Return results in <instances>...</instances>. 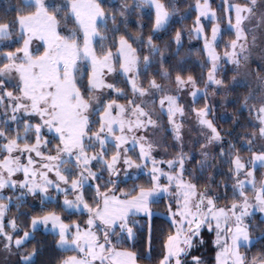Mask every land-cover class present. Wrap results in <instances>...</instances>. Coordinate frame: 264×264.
Returning <instances> with one entry per match:
<instances>
[{"label":"snow or ice","instance_id":"obj_1","mask_svg":"<svg viewBox=\"0 0 264 264\" xmlns=\"http://www.w3.org/2000/svg\"><path fill=\"white\" fill-rule=\"evenodd\" d=\"M260 170L264 0L0 7V264H52L49 249L55 264H206V233L214 264H264Z\"/></svg>","mask_w":264,"mask_h":264},{"label":"trees","instance_id":"obj_2","mask_svg":"<svg viewBox=\"0 0 264 264\" xmlns=\"http://www.w3.org/2000/svg\"><path fill=\"white\" fill-rule=\"evenodd\" d=\"M233 2H243V0H233ZM7 3V0H0V7H3L5 4ZM185 3H187V0H185ZM220 3V0H213V7H215L216 5H218ZM186 23L190 24L191 20L186 21ZM228 36L226 35L224 37V40L227 38ZM194 42V41H193ZM223 44V42H221L220 44V48L219 50L222 48L221 45ZM188 40L187 37L185 38V48L181 50V54L183 55L187 50H188ZM193 54H195V49L200 47V44L197 42L193 45ZM188 67L190 68V70L192 71V73L194 75H196L197 77L199 76L201 69L199 67L198 64L195 63V60L193 58V56L191 55L190 57H188ZM232 76V73L229 72L227 73L226 79H230ZM202 87V85H201ZM203 105V100L201 99L196 105ZM228 111H230V118H227L226 120H222V119H217L216 123L217 126L222 129V130H232L233 128V124H232V119H231V115L233 113V108L231 105L228 106ZM247 112L244 113V117L241 118L240 120V124L244 125L247 119ZM245 129L242 127H235V130L233 131V136L234 137H238L243 135ZM226 139H231V137H226ZM237 144H240V141L237 140L236 141ZM242 153H246V151L241 152ZM220 172H226L227 171V165H223L221 166V168L219 169ZM261 173H264V170H260L259 172H257V177L259 178ZM221 176H217V179H221ZM136 183H142L143 182V177L141 175V179L136 180ZM133 184V180L130 178L127 180V184H121L120 187L124 188V187H131ZM221 203H223V201H221ZM37 208H39V203L36 204ZM49 207H54V205H50ZM157 210H164L162 206H158L156 208ZM27 208L21 209V211H27ZM59 209H57L58 211ZM15 212V209H13V213ZM10 216L12 215V213L9 214ZM259 213H256V215L253 217V223H258L259 222ZM73 218H77V217H73ZM154 227L156 229L160 228V227H165V222L164 219L162 217L160 218H155L154 219ZM38 239H46L47 241H49L50 243L53 241V238L50 235L47 236H42V235H38L37 237ZM212 239H214V234H205V240H206V244L203 248L200 249L199 252H197V255H202L203 258L206 261V264H214V257H215V249L212 247ZM28 247H31V244L28 245ZM253 251H255V249H253ZM62 254L53 250V249H49L47 251H45V253L42 255V257L40 259L45 260V261H52V264H55V258L61 256ZM141 264H146L145 261H141Z\"/></svg>","mask_w":264,"mask_h":264},{"label":"rangeland","instance_id":"obj_3","mask_svg":"<svg viewBox=\"0 0 264 264\" xmlns=\"http://www.w3.org/2000/svg\"><path fill=\"white\" fill-rule=\"evenodd\" d=\"M112 2L113 3H116V4H118L119 3V0H112ZM228 39V37L225 39V41ZM188 40V39H187ZM194 41V42H193ZM188 43L189 44H191L192 46L195 44V43H197V41H195V40H192V41H188ZM223 44L221 45V49L219 50L220 52H221V54L223 53ZM42 50V49H41ZM193 56V58H194V60L196 61V60H198V59H200V57H198L197 55H195V54H193L192 55ZM253 68H255V65H253ZM205 71H206V69H205ZM219 97H217L216 98V100L217 101H219ZM182 102H184V103H187L188 104V107H189V110H190V108L193 106L192 104H191V97H189V96H187V95H183V97H182ZM202 105H195V107H201ZM224 109H222L220 106H219V104H217V107H216V113H217V119H221L220 117H221V115L224 113ZM227 114H228V118H230V111H228V109H227ZM184 131H185V133H186V140H187V138H188V136H191V137H195V135H196V133H189L188 132V125L187 124H185V128H184ZM241 155H243V156H247L248 155V153L246 152V153H242ZM133 175H142L141 173H139V172H133ZM121 179L123 180V179H125L124 177H123V175L121 176ZM128 179H130V178H128ZM121 184H123V183H121ZM120 184V185H121ZM29 202L30 203H34V204H38L39 202L38 201H33L32 200V198L30 197L29 198ZM157 210V209H156ZM157 211H164V210H157Z\"/></svg>","mask_w":264,"mask_h":264}]
</instances>
